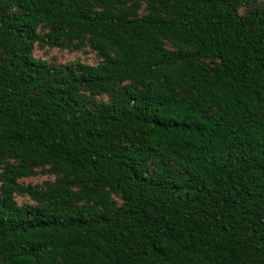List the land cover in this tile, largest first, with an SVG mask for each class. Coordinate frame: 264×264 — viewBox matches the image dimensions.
Instances as JSON below:
<instances>
[{"label": "trees", "instance_id": "trees-1", "mask_svg": "<svg viewBox=\"0 0 264 264\" xmlns=\"http://www.w3.org/2000/svg\"><path fill=\"white\" fill-rule=\"evenodd\" d=\"M0 264H264V0H0Z\"/></svg>", "mask_w": 264, "mask_h": 264}, {"label": "rangeland", "instance_id": "rangeland-1", "mask_svg": "<svg viewBox=\"0 0 264 264\" xmlns=\"http://www.w3.org/2000/svg\"><path fill=\"white\" fill-rule=\"evenodd\" d=\"M34 56L37 59H42L47 61L50 64L55 65H69V64H77V63H83L87 65H97L100 63L101 59L98 57L97 53L94 52L89 47L84 48L80 51H69V50H62L57 48H40L36 47L34 51ZM103 100H106V97L102 98ZM55 177L54 176H46V175H40L37 177H29V178H23L19 182L21 185L24 186H35L39 188H44L46 186V183L54 182ZM116 202L121 204V200L119 197L115 196ZM16 201L19 206L24 205H35L36 202L31 199L30 196L24 195V194H16Z\"/></svg>", "mask_w": 264, "mask_h": 264}]
</instances>
